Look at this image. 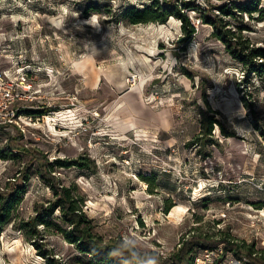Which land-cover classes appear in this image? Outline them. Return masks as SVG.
I'll return each instance as SVG.
<instances>
[{
    "label": "rangeland",
    "instance_id": "obj_1",
    "mask_svg": "<svg viewBox=\"0 0 264 264\" xmlns=\"http://www.w3.org/2000/svg\"><path fill=\"white\" fill-rule=\"evenodd\" d=\"M160 1L188 16L189 41L174 16L126 23L122 12L149 0H0V68L32 70L39 94L28 110L68 111L76 97L69 112L24 132L0 127V195L22 186L0 234V264L93 263L56 227L67 229L59 210L37 225L38 247L19 229L55 201L38 168L70 189L92 235L137 260L163 264L182 236L227 232L264 264V75L244 73L202 19L264 48V20L249 7L264 0ZM205 115L221 125L208 135Z\"/></svg>",
    "mask_w": 264,
    "mask_h": 264
},
{
    "label": "trees",
    "instance_id": "obj_2",
    "mask_svg": "<svg viewBox=\"0 0 264 264\" xmlns=\"http://www.w3.org/2000/svg\"><path fill=\"white\" fill-rule=\"evenodd\" d=\"M196 4L182 2L181 6L193 7V10H197ZM255 5V6H254ZM251 4L249 7L254 12L258 13L259 19L264 20V8L257 9L256 4ZM246 12L249 8L239 7ZM220 11L224 13L230 12L227 6L220 7ZM232 14V12H230ZM122 17L128 24H148V23H165L170 16H174L180 19V29L185 34L186 39L189 41L195 33L193 24L189 21L188 16L182 11V8L178 4L171 5L167 2L160 0H149V3L142 5L138 8L131 6L122 12ZM202 19L206 23H211L215 29L214 35L226 45L228 54L235 60L239 66L244 69L246 74H258L264 75V48L250 46L248 41L242 39L241 36L235 35L234 31L230 28H226L221 20L210 19L207 14H202ZM30 113L31 111H27ZM41 111H37L40 113ZM204 130L205 134H210L213 123L220 125V122L215 118L205 115L204 118ZM221 126V125H220ZM11 154L13 149H9ZM21 151L25 153V150L21 148ZM21 153V152H16ZM1 157H5V154H0ZM54 165L57 167H69L73 162H66L55 160ZM50 166L51 164H47ZM45 168V167H44ZM37 174L39 177L48 184L51 189L55 201L44 211V213L36 214L29 222H24L20 225L19 229L23 231V235L27 236L32 245L38 247L35 238L38 237V224L51 225L48 220L51 217L53 211L59 210L60 222L64 224L67 229H64L61 225L56 226L63 232L64 238L69 244L75 247L77 252L84 256L92 258V264H151L152 262L146 260H137L134 253L129 250H121L119 246H113L109 244H102L94 235L91 234L90 223L86 218V214L76 204L75 198L71 196L70 189L67 186L61 184L56 185L54 176L46 168L41 170L38 168ZM144 174V173H141ZM145 179H149L152 176L144 174ZM21 185L28 182L26 174L22 175ZM22 189V186L14 187L10 193L0 195V234L4 227L11 221V210L16 203L18 192ZM15 193V195H14ZM170 205H166L164 212L168 211ZM222 245L224 254L232 253L235 258L244 257L247 264H261L257 259V251L254 250L253 244H245L242 241H238L236 238L228 234L227 232H219L217 235L208 234H196L194 232L188 233L182 236L178 249L169 255L168 260L163 264H194L196 257H201L204 254V250L213 249L218 245ZM40 255H47L46 252H40ZM220 260V259H219ZM218 261V260H217ZM257 261V262H255Z\"/></svg>",
    "mask_w": 264,
    "mask_h": 264
},
{
    "label": "built area",
    "instance_id": "obj_3",
    "mask_svg": "<svg viewBox=\"0 0 264 264\" xmlns=\"http://www.w3.org/2000/svg\"><path fill=\"white\" fill-rule=\"evenodd\" d=\"M32 70L28 66L17 67L16 70L0 68V127L9 129L16 127L24 132L25 125L42 121L51 115H57L62 110H46L45 114L28 113L29 105L37 99L39 91L34 89L31 78ZM76 97L73 95L71 106H75ZM51 107V104H47ZM72 107H69L71 110ZM41 117V118H40ZM130 239L122 236L123 243ZM222 245L204 250L201 257H196L194 264H247L244 257L235 258L232 253L224 254ZM220 259V260H219ZM218 260V261H217Z\"/></svg>",
    "mask_w": 264,
    "mask_h": 264
},
{
    "label": "bare ground",
    "instance_id": "obj_4",
    "mask_svg": "<svg viewBox=\"0 0 264 264\" xmlns=\"http://www.w3.org/2000/svg\"><path fill=\"white\" fill-rule=\"evenodd\" d=\"M70 111V110H69ZM69 111H64V112H59L56 116H63V114H65L66 112H69ZM175 209H177V208H175ZM174 209V210H175Z\"/></svg>",
    "mask_w": 264,
    "mask_h": 264
},
{
    "label": "water",
    "instance_id": "obj_5",
    "mask_svg": "<svg viewBox=\"0 0 264 264\" xmlns=\"http://www.w3.org/2000/svg\"><path fill=\"white\" fill-rule=\"evenodd\" d=\"M181 39H183V37Z\"/></svg>",
    "mask_w": 264,
    "mask_h": 264
}]
</instances>
